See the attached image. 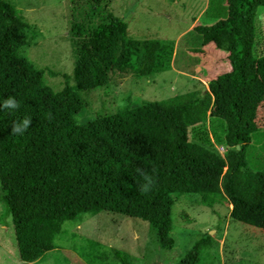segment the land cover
Segmentation results:
<instances>
[{"label": "trees", "instance_id": "16d2710c", "mask_svg": "<svg viewBox=\"0 0 264 264\" xmlns=\"http://www.w3.org/2000/svg\"><path fill=\"white\" fill-rule=\"evenodd\" d=\"M259 5L264 0H208L204 13L214 20L191 30L202 46L226 51L230 69L203 91L144 100L77 124L81 91L104 86L113 72L166 70L172 43L131 38L127 23L109 12L71 39L72 70L54 90L46 69L20 52L34 26L0 0V202L21 261L53 249L65 220L78 223L102 210L147 221L157 245L170 248L174 194H196L208 207L225 201L232 220L264 230V168L252 170L246 156L252 140L260 142L256 115L264 107V54L252 53ZM208 117L219 120L221 132L205 129ZM213 143L225 144V154ZM210 244L207 233L199 234L173 264H203ZM74 251L87 264H134L129 253L84 236Z\"/></svg>", "mask_w": 264, "mask_h": 264}, {"label": "rangeland", "instance_id": "374dc122", "mask_svg": "<svg viewBox=\"0 0 264 264\" xmlns=\"http://www.w3.org/2000/svg\"><path fill=\"white\" fill-rule=\"evenodd\" d=\"M8 1L36 30L20 52L46 69L44 80L54 90L62 87L63 75L71 73V39L86 35L109 12L127 23L126 32L131 38H157L172 43L166 70L149 76L113 72L104 86L81 91L85 105L75 115L77 124L144 100L175 97L188 90L203 91L209 79L230 69L227 52L212 43L202 46L200 36L191 30L195 23L214 20L202 13L208 0H109L106 4H93L92 0ZM196 48L204 51H195ZM252 53L254 57L264 54V5L256 9ZM256 120L254 139L264 143V107H258ZM218 124L219 120L208 117L205 129L210 134L213 129L221 132ZM260 142L252 140L246 153L252 170L264 168V147ZM213 148L221 155L226 152L225 144L213 143ZM174 198L170 212L174 243L170 248L157 245L147 221L102 210L82 214L78 223L65 220L54 239L55 247L31 263L19 259L11 220L9 216L2 218L0 202V264H87L74 251L79 236L129 253L134 264H173L201 233L211 239L203 264H264V230L232 220L227 202L208 207L199 203L196 194H174Z\"/></svg>", "mask_w": 264, "mask_h": 264}, {"label": "clouds", "instance_id": "9594fccd", "mask_svg": "<svg viewBox=\"0 0 264 264\" xmlns=\"http://www.w3.org/2000/svg\"><path fill=\"white\" fill-rule=\"evenodd\" d=\"M28 123H29L28 120H24V121H23V126L26 127ZM14 131H16V132H21V131H22V128L19 127V126H17V127L14 128Z\"/></svg>", "mask_w": 264, "mask_h": 264}, {"label": "crops", "instance_id": "0c3cea01", "mask_svg": "<svg viewBox=\"0 0 264 264\" xmlns=\"http://www.w3.org/2000/svg\"><path fill=\"white\" fill-rule=\"evenodd\" d=\"M205 7H206V5H205ZM204 10H205V8H204ZM202 13H204V11Z\"/></svg>", "mask_w": 264, "mask_h": 264}, {"label": "water", "instance_id": "95a60500", "mask_svg": "<svg viewBox=\"0 0 264 264\" xmlns=\"http://www.w3.org/2000/svg\"><path fill=\"white\" fill-rule=\"evenodd\" d=\"M238 147V146H237Z\"/></svg>", "mask_w": 264, "mask_h": 264}]
</instances>
